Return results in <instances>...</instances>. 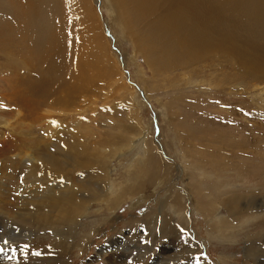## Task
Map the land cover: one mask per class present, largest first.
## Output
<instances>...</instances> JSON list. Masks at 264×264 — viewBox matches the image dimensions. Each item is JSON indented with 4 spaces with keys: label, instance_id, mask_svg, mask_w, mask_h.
I'll return each mask as SVG.
<instances>
[{
    "label": "rangeland",
    "instance_id": "rangeland-1",
    "mask_svg": "<svg viewBox=\"0 0 264 264\" xmlns=\"http://www.w3.org/2000/svg\"><path fill=\"white\" fill-rule=\"evenodd\" d=\"M234 1L199 10L251 69L235 49L154 67L153 24L118 0L21 1L0 32V264H264V0ZM45 195L85 213L5 248Z\"/></svg>",
    "mask_w": 264,
    "mask_h": 264
},
{
    "label": "bare ground",
    "instance_id": "bare-ground-1",
    "mask_svg": "<svg viewBox=\"0 0 264 264\" xmlns=\"http://www.w3.org/2000/svg\"><path fill=\"white\" fill-rule=\"evenodd\" d=\"M3 1H5V0H3ZM16 1L19 2L20 0H7L8 7L13 12L9 15L10 16L9 20L0 21V24L4 26L3 31L0 27V29H1L0 32H12V29H10V26L12 24H15L17 20L21 19V17H20L22 15L21 13L26 14L27 12H30L29 11L30 8L28 9V7H29L28 5L30 3V0H29V3L21 2L22 0L19 3H17ZM34 1L38 3V4L33 3L35 6V9H36L37 7H39L38 5H40V0H34ZM202 1H204V0H126L128 6L123 5V7H122L123 2L118 0V7L121 8L122 13L123 12L125 13V10L123 11V8H125L126 10H127V7L130 8L131 12H128V15L131 14V18L134 19L135 22H136V20H140V21H145L144 22L145 24H153V25H150L146 30V35H145L146 40L145 41H148V43H146L147 48H148L147 51L158 54L156 58L152 59L154 61L153 64H155L154 67L157 66L158 68H163V66H165L168 69L177 68L179 66L186 67V66H188L194 62H197V60L200 57L205 56V54H208L209 52H212L215 49H218V51H220L219 53H221V54L222 53L224 54V49L225 50L226 49H235L234 51H236V52L238 51L237 52L238 56H239L238 58H240L241 54L243 55V50L241 48H239L241 46L237 42V40H238L237 36H235L233 34V32L230 33L228 31V29L225 28V26H226L225 22L226 21L224 22V19L209 20L210 17L213 16V14H211L210 12H213V13L215 12L214 4L217 1L216 0H205L206 3H211V2L214 3V4L210 5L211 6L210 12H208V14L205 16H202L201 12L199 10V9H201L200 4L202 3ZM224 1H226V0H219L215 4L217 6V8H219V7L221 8L222 6H224L225 5V3H223ZM236 1H234V2L236 3ZM240 1H237V2H240ZM62 2H63V0H62ZM1 3L4 4V2H0V4ZM44 3L45 2H43V4ZM3 4H2V6H3ZM43 4H42V7L44 6ZM16 5H19L20 7H22V11H20L18 9L19 7L17 6L18 7L17 8ZM235 5H237V4H235ZM162 6H167L168 10H163ZM8 7H6V10ZM114 7H116V6H114ZM258 8H259V6H258ZM113 12H114V10H113ZM30 13H32V12H30ZM124 13H123V18H124ZM220 13H221V16L224 17L225 14H223V13H225V12L222 10V12L220 11ZM257 15H258V13H257ZM30 16H29V18H30ZM33 16H35V15H33ZM228 20H230V19H228ZM221 23H222V26L220 27L219 25H221ZM20 27H22V26H20ZM205 31H207V33ZM156 40H158L159 43H157ZM227 44H231L233 47L226 46ZM235 47H237V48H235ZM243 56H245V55H243ZM257 61H258L257 59L256 60L247 59V57L245 56L244 69H248V68L251 69L252 67H255L254 66L255 64H256V66L259 65L257 63ZM83 63H81V64H83ZM168 66H171V67H168ZM122 140H125V139H122ZM104 145L106 147V144H104ZM113 147L115 148L114 143H113ZM122 147L123 146L121 145L120 149H122ZM102 149L105 150V148H102ZM157 149H158V147H156V151H157ZM109 150H110V148H109ZM110 152H112V151H110ZM114 152H115V150H114ZM113 153H109V154L112 156ZM151 156H154L153 153L151 154ZM108 159H110V158H108ZM149 160H150V162L153 161L152 159H149ZM157 160H158V158H157ZM29 163H32V164L37 163L35 158H32V155H31V158L29 159ZM48 164H49L48 167H45V168L42 165L38 166V167H36L37 165L36 166L30 165L32 168L31 171H34L33 175L38 176L39 172L44 171L43 169L47 170V168L50 169L54 166V164H52V162H49ZM153 164H154V161H153ZM85 167H86V169H88L87 166H85ZM155 170L156 171L158 170L159 172H161L158 169V167ZM106 172H108V170ZM53 173H54V171H53ZM45 177H46V175H45ZM141 181H143V180H141ZM50 184H51V182H50ZM48 189H51V188H48ZM43 190H44V188H43ZM50 192H52V191H50ZM45 196H47V195H45ZM90 197L93 198V195L90 194ZM59 200L60 199H57L56 196L53 199V197H51V195H50V197L47 196V200H46V198L43 197V199H41V201L39 200L40 202H42L41 205H39V206L32 205V207L35 209V211H40V210L44 209L45 210V211L43 210L44 213L34 214V212H30V213L28 212L29 214H26V215L23 214L21 216L14 217L13 224L15 225V223H17L16 227H18L19 230H21V234L17 235V240L16 241L14 240L15 241L14 244L10 243L11 240L9 238L4 239L3 240L4 247L5 248H11V249L15 248L16 242L22 241L25 237H27V236H25L26 234H32V232L35 231L33 229L38 230L37 232L43 231L45 229H50L51 231H53L54 233L57 234V233H64V231H66L65 227H64L65 228L64 231L59 230L58 228H61L60 226H64V225L73 226V225H75L76 224L75 218L76 217L79 218L85 212H83V211L79 212L77 209V206L73 209V211H70V212L63 211V209H65V208H63L62 211H59L56 209V205H57V202ZM36 205H38V204H36ZM117 205H119V203ZM57 207L59 209L60 206H57ZM176 211L178 214L177 217H180V216L183 218L185 217V214L181 210L178 209ZM60 215H62V217ZM9 216H11V215H9ZM10 219L12 221V218H10ZM5 241H7L8 243H4ZM21 250H23V249H21ZM104 251H106V250H104Z\"/></svg>",
    "mask_w": 264,
    "mask_h": 264
},
{
    "label": "snow or ice",
    "instance_id": "snow-or-ice-1",
    "mask_svg": "<svg viewBox=\"0 0 264 264\" xmlns=\"http://www.w3.org/2000/svg\"><path fill=\"white\" fill-rule=\"evenodd\" d=\"M4 243H8L7 241H5ZM0 251H3V249H0Z\"/></svg>",
    "mask_w": 264,
    "mask_h": 264
}]
</instances>
